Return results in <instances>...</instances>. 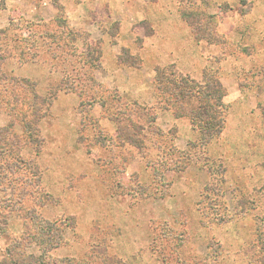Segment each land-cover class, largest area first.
<instances>
[{
  "label": "rangeland",
  "instance_id": "1",
  "mask_svg": "<svg viewBox=\"0 0 264 264\" xmlns=\"http://www.w3.org/2000/svg\"><path fill=\"white\" fill-rule=\"evenodd\" d=\"M36 239L59 264H264V0H0V262Z\"/></svg>",
  "mask_w": 264,
  "mask_h": 264
},
{
  "label": "trees",
  "instance_id": "2",
  "mask_svg": "<svg viewBox=\"0 0 264 264\" xmlns=\"http://www.w3.org/2000/svg\"><path fill=\"white\" fill-rule=\"evenodd\" d=\"M192 89H197L196 87H192ZM218 94H215V91H208L205 88H202V91L197 90L196 96L202 94L198 100L202 101L201 105H199L197 110H191L190 116L193 122L199 127L201 131V140L203 142H208L213 137L218 136L222 129L223 118L220 108L222 109V104L220 103V92L218 89ZM192 94V93H191ZM180 95H182L180 93ZM36 243L40 245L42 248L41 256L33 257H22L19 260H12L11 257L4 258L0 264H59L61 262L60 259H51V261H45L43 258L47 254L45 247L43 244L45 243L43 240H35ZM61 263H67L66 260H62Z\"/></svg>",
  "mask_w": 264,
  "mask_h": 264
}]
</instances>
